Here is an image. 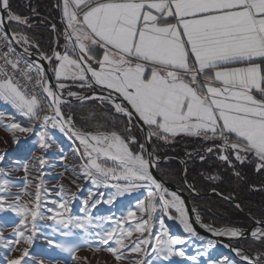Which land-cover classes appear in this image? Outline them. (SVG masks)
Returning <instances> with one entry per match:
<instances>
[{
  "label": "snow or ice",
  "instance_id": "snow-or-ice-1",
  "mask_svg": "<svg viewBox=\"0 0 264 264\" xmlns=\"http://www.w3.org/2000/svg\"><path fill=\"white\" fill-rule=\"evenodd\" d=\"M61 9L68 43L63 52L39 54L40 60L47 61L45 67L32 59L30 49L39 50L38 43L24 31L10 35L6 30L12 23L31 27L28 18L14 13L10 0H0V100L28 124L5 123L0 115V126L11 133L13 143H19L18 133L36 132L44 150L51 147L47 129H58L82 146L76 151L83 161V178L98 188L115 189L104 203L112 204L117 197L141 189L146 199L102 228L87 211L84 218L65 217L71 211L68 200L58 203L59 210L46 208L39 174L34 177L38 182H26L21 195L12 192L14 185L0 170V194H7L0 195V212L10 210L20 217L12 238L0 230V247L19 252L8 264H29L25 258L30 257L29 247L39 231L37 221L51 220L67 229L65 236L80 229L87 237L97 238L114 264H178L173 257H185L186 240L171 235L163 217L177 220L189 237L201 241L205 237L193 227L184 200L153 175L159 158L134 135L77 128L62 105L70 103L65 96L106 102L127 117L129 125L142 122L146 142L155 138L171 143L181 134L196 137L212 142L207 152L215 149L227 165L233 166V159L254 163L255 170L264 174V0H62ZM73 86L94 94L81 95L71 90ZM125 131L130 133L131 127ZM37 162L45 163L43 158ZM22 170L31 174L26 163ZM28 187L35 191H27ZM102 199L100 194L91 204L89 199L83 204L94 209ZM196 220H200L198 214ZM255 225L248 234L202 226L214 236L250 235L264 249V218ZM90 228L102 230L93 233ZM49 243L81 259L76 257L78 245ZM84 243L90 244L87 238ZM215 243L210 240L208 246ZM233 251L246 264H264V251L255 256ZM186 259L200 264L196 256ZM225 260L208 264H225ZM227 264L234 262L227 260Z\"/></svg>",
  "mask_w": 264,
  "mask_h": 264
},
{
  "label": "rangeland",
  "instance_id": "rangeland-1",
  "mask_svg": "<svg viewBox=\"0 0 264 264\" xmlns=\"http://www.w3.org/2000/svg\"><path fill=\"white\" fill-rule=\"evenodd\" d=\"M112 109L116 114L123 116L117 113L113 107ZM0 115L5 117V123H10L12 120H15V122L21 123L22 126H28L26 118L21 116L11 105L2 100H0ZM53 130L55 131V129ZM97 131L105 132L101 129L96 130V132ZM121 135H132V133H127L125 129H123ZM17 136L19 138V143H13L11 133L6 131L3 126H0V154H4V159L0 161V170L7 174L5 178L14 185V187H12V192L14 194L22 195V189L26 182H38L34 181V177L39 174L40 178L44 181L42 198L46 201V208L51 207L59 210L58 203L68 200V207L71 211L64 213L65 217L74 216L84 218L85 211H87L93 217V222L101 224L102 228L109 227L110 221L119 219L122 214L126 213L128 207H134L137 202L146 199V191L141 189L117 197L112 204L104 203L103 201L108 199L115 189L98 188L93 185L90 180L83 178L81 169L83 161L76 151L78 148L82 150V146L79 144V141H76L74 138L69 139L68 136L61 133L59 136L62 140H66L65 143H67L63 146L48 141V136L46 140L51 144V147L44 150L39 147L36 132L31 134L18 133ZM137 140L140 143H145L144 135L142 134L141 139ZM38 158H43L45 163L43 165L38 164ZM25 163L29 166L30 175L22 170ZM33 166H35V169H39V173L35 171ZM61 189H63V191H61ZM27 191L34 192L35 189L28 187ZM90 192L93 193L91 198H89ZM100 194H103L101 203L97 204L94 209H86L83 201L89 199V204H91L92 200H95ZM24 199L27 200L29 198L24 197ZM5 203H12V201L6 200ZM194 209L204 225H209L214 228L212 225L203 221L197 208L194 207ZM171 212L175 214L174 209L171 210ZM46 214L52 215L53 213ZM137 215H140V213H137ZM156 215H160L159 209ZM163 218L171 235L179 236L186 240V244L183 246L185 257H173V260L177 261L178 264H190V260L186 259L187 256H196L200 264H208L209 260H225V257L227 260L233 261L234 264H244V261L241 260L240 256L236 255L233 249H241L244 253L248 252L251 256H255L260 251H264L259 242L255 241L252 237L249 238L254 245L252 246V252H249L243 246V242L248 239L231 242L233 247H226L225 244L216 241L214 247H209L208 241L211 239L205 238V240L201 241L195 239V237H189V234L184 232L183 226L180 225L177 220H170L167 216ZM19 220L20 217L16 216V214L10 210L0 212V230L3 231L6 238L10 239L13 237V228L18 226ZM37 223L39 231L36 233L33 244L29 247L30 257L25 258L29 260V264H84L82 258H87L89 264H114L112 256L107 251L103 250L104 246L99 245L98 239L94 236L87 237L80 229H73L72 236H65L63 233L66 232L67 229H63L54 221H41L38 219ZM229 228L235 227H224L219 230ZM89 230L95 233L102 229L90 228ZM155 230H158V225L154 231ZM85 238L89 240L90 244L84 243ZM49 241L78 245L79 250L76 252V257L81 259H74L69 252L61 251L59 248L54 247L53 244H50ZM20 247H25V245L22 244ZM97 247H100L101 250L96 251ZM204 252L207 253L206 256L200 255ZM18 256V251H12L7 246L0 247V264H8L10 260ZM227 260H225V264H227ZM165 264H167V262H165Z\"/></svg>",
  "mask_w": 264,
  "mask_h": 264
},
{
  "label": "trees",
  "instance_id": "trees-1",
  "mask_svg": "<svg viewBox=\"0 0 264 264\" xmlns=\"http://www.w3.org/2000/svg\"><path fill=\"white\" fill-rule=\"evenodd\" d=\"M10 3L12 11L27 17L31 25L12 23L13 33L26 32L40 45L39 50H34L38 54L63 50L67 40L59 0H10ZM80 93L91 95L92 91L84 89ZM62 110L84 131L101 129L122 134L123 129L131 127L137 139L143 134L136 121L129 125L127 117L116 114L106 102H73L62 105ZM209 146L212 142L194 137L179 138L172 143L155 138L151 141L152 152L161 162L157 166L159 175L189 195L205 223L216 229H250L256 220L264 218V174L255 170L254 163L240 164L233 159V166L227 165L218 159L215 149L213 153L207 152ZM243 246L252 252L254 245L248 239Z\"/></svg>",
  "mask_w": 264,
  "mask_h": 264
},
{
  "label": "water",
  "instance_id": "water-1",
  "mask_svg": "<svg viewBox=\"0 0 264 264\" xmlns=\"http://www.w3.org/2000/svg\"><path fill=\"white\" fill-rule=\"evenodd\" d=\"M6 30L8 31V33L11 35L13 33L10 25L7 26ZM13 46L19 51L21 52L22 51V48L20 47V45L18 44H15L13 42ZM32 53V59L34 61H36L37 63H41V64H44L45 67H47V61H43V60H40L39 59V54L34 52V51H30ZM48 76L49 78L51 79V82L53 84H55V79L54 77H52V73L51 71L48 72ZM94 93H92L93 95ZM88 96V95H86ZM66 100L70 101V103H73V102H78V103H84L86 101H89V100H84V101H80V100H77L76 98H68V97H65ZM136 122L138 123V125L140 126L142 132H143V135H144V139H145V130H146V126H144L142 124V122L136 120ZM145 146L146 148L152 152V149H151V141L150 142H146L145 141ZM161 164V162H158L157 166ZM157 166L154 167L152 169L153 171V175L159 180L161 181L166 188L169 189V191L171 192H175L177 193L185 202V207L188 209L189 211V216L191 218V221L193 223V227L196 229L197 233L201 236H204L205 238H208V239H211V240H214L216 242H219V243H222V244H225L227 245L228 247H233L231 245V242H234L236 240H243V239H249L251 238L250 235H247V238H244V237H240V238H230V237H226V236H214L211 232L207 231L205 227H203L202 225H204L200 220L199 222H197L196 220V217H197V214L195 212V209H194V206L192 204V201L189 197V195L184 192L181 188H179L177 185L175 184H172V183H169L167 181H165L158 173L157 171ZM256 225H253L250 229H247V230H241L243 232H245L246 234L250 233L251 230L255 227ZM247 254H249L248 252H246ZM250 255V254H249ZM244 264H246V262L244 261Z\"/></svg>",
  "mask_w": 264,
  "mask_h": 264
},
{
  "label": "crops",
  "instance_id": "crops-1",
  "mask_svg": "<svg viewBox=\"0 0 264 264\" xmlns=\"http://www.w3.org/2000/svg\"><path fill=\"white\" fill-rule=\"evenodd\" d=\"M60 9H61V5H60ZM61 14H62V9H61ZM62 20H63V16H62ZM64 23V22H63ZM64 25H65V23H64ZM67 43H68V41H67ZM66 43V44H67ZM65 48V47H64ZM64 48H63V50L61 51V52H63L64 51ZM69 83H71V82H69ZM84 89H87V88H83V89H81V88H78V87H75V86H73L72 87V91H76L77 93H79V94H81L80 92L82 91V90H84ZM87 90H89V89H87ZM65 91H68L67 89L65 90ZM92 91V90H91ZM96 91H99L98 89L96 90ZM92 93H93V91H92ZM82 95V94H81ZM92 95V94H91ZM86 96V95H85ZM72 98V97H71ZM75 98V97H74ZM37 129L40 127L39 125H36L35 126ZM47 131H48V133H49V137H48V141H50V142H52L53 144H60V145H63V146H65V144H67V143H65L66 142V140H62V138L59 136V135H61V132L58 130V129H55V131L53 130V128H51V127H49L48 129H47ZM38 137V136H37ZM183 137H189V136H185V135H183V134H181V135H179V136H177V137H175V139L174 140H176V139H179V138H183ZM195 138V137H194Z\"/></svg>",
  "mask_w": 264,
  "mask_h": 264
},
{
  "label": "built area",
  "instance_id": "built-area-1",
  "mask_svg": "<svg viewBox=\"0 0 264 264\" xmlns=\"http://www.w3.org/2000/svg\"><path fill=\"white\" fill-rule=\"evenodd\" d=\"M59 1H60V5H62V0H59ZM2 46H3V41H0V47H2ZM34 50H35V48L30 49V51H34ZM17 52H19V51L17 50ZM0 63H2V61H0Z\"/></svg>",
  "mask_w": 264,
  "mask_h": 264
},
{
  "label": "bare ground",
  "instance_id": "bare-ground-1",
  "mask_svg": "<svg viewBox=\"0 0 264 264\" xmlns=\"http://www.w3.org/2000/svg\"><path fill=\"white\" fill-rule=\"evenodd\" d=\"M212 241H213V240H212ZM225 250H226V249H225ZM211 253H212V252H211ZM198 261H199V260H198ZM189 263H190V264H193V261L190 260Z\"/></svg>",
  "mask_w": 264,
  "mask_h": 264
}]
</instances>
